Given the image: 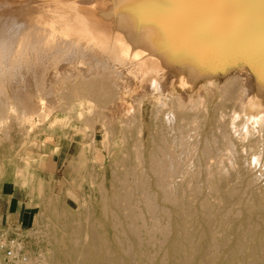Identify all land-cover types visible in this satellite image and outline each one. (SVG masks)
Returning a JSON list of instances; mask_svg holds the SVG:
<instances>
[{"label": "bare ground", "instance_id": "obj_1", "mask_svg": "<svg viewBox=\"0 0 264 264\" xmlns=\"http://www.w3.org/2000/svg\"><path fill=\"white\" fill-rule=\"evenodd\" d=\"M65 33L72 36L69 44L75 51L101 35L105 51L148 67L151 78L166 89L161 94L168 92L179 102L183 90L193 92L203 81L212 85L224 79L228 87L236 84L240 101L248 100L243 109H263L264 0H0V74L4 66L20 62L25 43L32 42L39 54L65 52L66 47L57 44ZM34 58L22 61L36 64L39 58ZM116 88L88 81L81 92L96 94L100 106L101 98L106 105L132 97L130 89L115 93ZM101 90L111 92L113 99L107 102L110 94L102 97ZM178 114L165 116L156 134L148 128L141 143L148 152L138 164L122 159L100 177L85 162L88 190L81 189V199L73 182L58 198V185L53 194L39 183V214L31 227L51 215L60 225L59 232L49 236L50 259L42 257L43 263L264 264V187L245 168L232 172L214 166L218 155L208 157L214 153L208 138L191 144L193 152L202 144L205 165L189 161L191 153L184 149L187 131L177 122ZM150 118L155 119L154 114ZM224 128L219 135L228 147ZM233 179L240 182L233 184ZM211 197L223 204L211 203ZM242 211L247 216L238 225ZM256 213L259 221L254 220Z\"/></svg>", "mask_w": 264, "mask_h": 264}, {"label": "rangeland", "instance_id": "obj_2", "mask_svg": "<svg viewBox=\"0 0 264 264\" xmlns=\"http://www.w3.org/2000/svg\"><path fill=\"white\" fill-rule=\"evenodd\" d=\"M58 28L63 29L62 26ZM102 38L97 35L94 40L98 44L91 40L75 51L69 44L72 36L65 33L57 42L67 49L58 54L60 56L54 55L58 52L57 49L51 50L52 53L49 51L51 54L35 53L34 44L25 43L23 53L18 57L20 62L13 67L4 66L3 70L6 72L0 74V237L6 230L11 235L16 233L22 239L21 243L26 251L31 253L33 259L38 258L41 262L42 257L47 261L50 259L49 236L60 230L55 216L45 218L34 227H31V221L27 222V219L23 221L24 225L13 224L6 219L1 222V216L8 211H21L32 213L33 220L38 218L37 204L40 195H37L36 188L40 182L45 184L46 191L53 194V187L58 185L57 195L54 194L57 198L62 195L65 186L73 182L81 199V189L88 190L86 167H93L102 177L109 172L110 165L118 164L122 159L129 157L132 161L135 159V165L138 164L148 152L147 147L141 145L148 135V128H151V134H156L161 129L162 119L173 116L176 112L179 114L175 117L181 118L177 122L180 121L187 131L188 143L184 149L191 153L188 155L189 161L193 158V162L196 159L204 166L205 159L215 157L216 153L218 156L215 157L214 166H225L226 170H233L232 172L245 168L250 175L256 177L259 186L264 187V106L258 111L260 116L256 111L243 109L241 104H248V100L240 101L241 92L236 84H229L232 87H228L224 79L212 85L203 81L193 92L183 90V98L179 102L174 95L167 96L168 92L166 95L161 94V90L165 88L151 78L148 67H141L140 63L132 61L130 57L122 60L118 53L105 51L100 42ZM88 45L93 47L92 52L87 53ZM33 58L36 59V64L22 61H34ZM245 76L246 74L242 75L243 80L248 78ZM88 81L114 86V89L117 87L116 90L113 89L115 93L130 89L132 97L126 99L123 96L118 104L111 97V92L101 90V96L105 92L102 97H106V93L110 94L108 96L111 98L107 102L113 101L106 102L105 105L103 103L106 99L101 98L103 103L100 106V102H96L100 100L95 101L96 94L85 96L81 92L83 84ZM152 113L155 119L150 118ZM196 116H201V120L195 121ZM222 128L227 132L226 135L229 134L231 142L228 147L220 136L223 134ZM206 138L214 150L213 154L206 157L202 153V144L194 147V152L191 150L193 142L202 143ZM79 144H84L82 147L85 152ZM74 150H79L82 157L76 154L77 158ZM40 160H43V167ZM194 165L196 163L192 164V168ZM239 182L235 179L232 181L233 184ZM203 190L206 188L203 187ZM209 200L213 204L219 201L213 197ZM218 204L223 203L220 201ZM242 213L236 221L238 225L244 223L247 216V212ZM258 215H254V220L259 221ZM31 229L33 232L28 233ZM42 264L47 263L45 261Z\"/></svg>", "mask_w": 264, "mask_h": 264}, {"label": "built area", "instance_id": "obj_3", "mask_svg": "<svg viewBox=\"0 0 264 264\" xmlns=\"http://www.w3.org/2000/svg\"><path fill=\"white\" fill-rule=\"evenodd\" d=\"M22 239L9 231L1 233L0 254L2 256L1 264H42L40 260L31 258L27 253Z\"/></svg>", "mask_w": 264, "mask_h": 264}, {"label": "crops", "instance_id": "obj_4", "mask_svg": "<svg viewBox=\"0 0 264 264\" xmlns=\"http://www.w3.org/2000/svg\"><path fill=\"white\" fill-rule=\"evenodd\" d=\"M4 219H6V221H9L13 224H22L24 225V220H26L27 222L33 221V215L32 213H21L20 212H15V211H8L6 214L1 216V222L4 221Z\"/></svg>", "mask_w": 264, "mask_h": 264}]
</instances>
